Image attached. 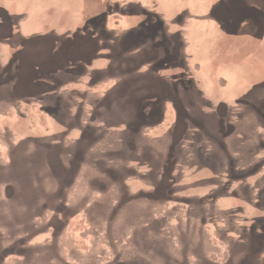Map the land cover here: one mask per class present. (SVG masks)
<instances>
[{"label": "rangeland", "instance_id": "obj_1", "mask_svg": "<svg viewBox=\"0 0 264 264\" xmlns=\"http://www.w3.org/2000/svg\"><path fill=\"white\" fill-rule=\"evenodd\" d=\"M0 264H264V0H0Z\"/></svg>", "mask_w": 264, "mask_h": 264}, {"label": "trees", "instance_id": "obj_2", "mask_svg": "<svg viewBox=\"0 0 264 264\" xmlns=\"http://www.w3.org/2000/svg\"><path fill=\"white\" fill-rule=\"evenodd\" d=\"M48 64H50V62H48ZM36 68H37L36 71L33 72V76L28 75L27 78L22 76V77L26 78L25 82L22 83L24 86L28 87L27 85H34L36 83L38 84V82H40V81H38L40 78L43 80H46V81L47 80L51 81L50 77H49L51 72H49L48 70L45 69L44 60L40 63V67H38V65H37ZM141 121H143V120H141ZM40 209H41L40 212L47 209V204L42 205V207H40ZM35 227H37V225L34 223H31L30 231H32Z\"/></svg>", "mask_w": 264, "mask_h": 264}, {"label": "flooded vegetation", "instance_id": "obj_3", "mask_svg": "<svg viewBox=\"0 0 264 264\" xmlns=\"http://www.w3.org/2000/svg\"><path fill=\"white\" fill-rule=\"evenodd\" d=\"M182 80H183V79H181L180 77H178V82H182ZM59 176H60V175H59ZM60 178L63 179L61 176H60ZM97 183H98V184H106V182H99V179H98ZM61 185H62V186H65V184H64L62 181H61ZM90 190L93 191V190H95V189L90 188ZM41 207H42V206H41ZM48 207H49V206H48V204H47V208H48ZM40 210H41V209H40ZM45 210H46V209H45ZM45 210H44V211H45ZM42 212H43V211H42ZM40 213H41V212H40ZM32 223H34V221H33Z\"/></svg>", "mask_w": 264, "mask_h": 264}]
</instances>
